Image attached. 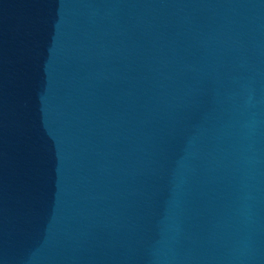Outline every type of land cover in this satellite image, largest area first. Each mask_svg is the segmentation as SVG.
I'll use <instances>...</instances> for the list:
<instances>
[{
	"label": "water",
	"instance_id": "water-1",
	"mask_svg": "<svg viewBox=\"0 0 264 264\" xmlns=\"http://www.w3.org/2000/svg\"><path fill=\"white\" fill-rule=\"evenodd\" d=\"M0 264H264V0H0Z\"/></svg>",
	"mask_w": 264,
	"mask_h": 264
}]
</instances>
